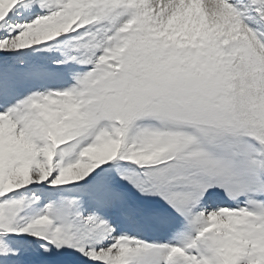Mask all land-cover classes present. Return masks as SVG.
<instances>
[{"label": "snow or ice", "instance_id": "snow-or-ice-1", "mask_svg": "<svg viewBox=\"0 0 264 264\" xmlns=\"http://www.w3.org/2000/svg\"><path fill=\"white\" fill-rule=\"evenodd\" d=\"M0 264H264V0H0Z\"/></svg>", "mask_w": 264, "mask_h": 264}]
</instances>
